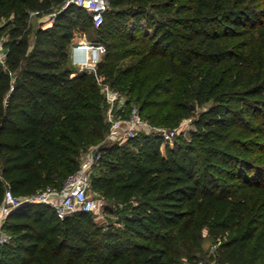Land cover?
Returning a JSON list of instances; mask_svg holds the SVG:
<instances>
[{
	"label": "trees",
	"instance_id": "1",
	"mask_svg": "<svg viewBox=\"0 0 264 264\" xmlns=\"http://www.w3.org/2000/svg\"><path fill=\"white\" fill-rule=\"evenodd\" d=\"M66 2L0 0V19L11 18L0 28L11 27L0 64V203L6 189L26 197L61 188L80 153L97 147L92 189L126 204L127 216L103 232L93 213L59 220L47 205L21 204L3 224L0 264H197L203 230L217 245L216 264H264V59L250 72L258 48L264 53V0H187L164 4L174 13L158 18L109 0L98 28L107 53L95 73L75 71L68 58L75 19L93 24ZM56 7L29 51L30 13ZM133 44L157 56L160 71L141 74L147 58L120 67ZM96 76L156 129L179 127L190 100L208 106L172 145L154 132L105 142L108 104Z\"/></svg>",
	"mask_w": 264,
	"mask_h": 264
},
{
	"label": "built area",
	"instance_id": "2",
	"mask_svg": "<svg viewBox=\"0 0 264 264\" xmlns=\"http://www.w3.org/2000/svg\"><path fill=\"white\" fill-rule=\"evenodd\" d=\"M74 4L87 11L92 24L99 28L104 22V15L109 8V0H67L66 4ZM52 15V14H51ZM54 20L50 18V23ZM75 51H78L77 53ZM105 54V46L101 43H88L81 41L74 46L72 61L80 67V70L96 71L97 65ZM7 48L0 46V64H4ZM98 81V80H97ZM108 104L106 121L109 124L105 142L124 143L135 138L139 134L157 133L165 142L173 140L175 130L166 132L157 129L152 131L148 122L142 118L137 106L128 107L125 96L110 88L107 84H101ZM102 155L97 147H91L79 164V169L68 176L59 189L46 187L35 194L26 197H16L10 189H6L0 203V247L8 242V234L3 229V224L9 213L21 204H44L49 206L59 220H63L77 212L97 213L101 210L105 201L96 197L92 191L91 177L94 168L99 164ZM216 244L213 245L215 250ZM213 250V251H214Z\"/></svg>",
	"mask_w": 264,
	"mask_h": 264
},
{
	"label": "rangeland",
	"instance_id": "3",
	"mask_svg": "<svg viewBox=\"0 0 264 264\" xmlns=\"http://www.w3.org/2000/svg\"><path fill=\"white\" fill-rule=\"evenodd\" d=\"M187 0H176L174 2H172L171 0H146L143 1L142 3H139L140 6L144 7L146 13L149 14H154L155 18L159 17V13L163 12L164 14H169L171 15V13H174V9L178 8V6H180V4H184ZM119 2H121V6L122 8H127L128 6L131 8L136 7L137 5H139L137 3V1H131L128 2V0H119ZM164 4H174L172 10H163L161 9V6H163ZM109 8H112L111 5L109 4ZM59 11V7H56V9L54 10V13L52 15H48V16H42V17H37L35 15V13H30L29 18L27 20V25H26V32L28 35V41H29V51L33 50L34 48V43H35V39H36V32L41 29V30H46L50 27H52L53 22L50 23V18L53 16V18L56 17V14ZM175 15V14H174ZM176 16V15H175ZM9 22H11V18H1L0 19V28H3L5 26H7V24H9ZM75 26L74 28L71 30L72 33V39H71V44L70 47L68 49V58L71 62V65L73 66V68H75V71H82L80 70V67L77 66V64H74L72 61V51L74 46L81 42H88V43H101L105 46V43L102 41V34L99 32V29L96 28L94 25H91L90 22L86 21V19H80V18H76L75 19ZM152 23V22H151ZM150 23V24H151ZM85 24V25H84ZM11 26V25H10ZM11 27H9V29L7 28L5 31L1 32L0 34V46L4 48V44L5 42L10 39V30ZM149 36H148V42H151V36H152V26L149 28ZM150 38V39H149ZM107 42V41H106ZM259 44V43H258ZM260 45V44H259ZM134 44L130 45V49L133 48V50H130V54H126L125 58L119 61L120 67H126L128 65L131 64H135L138 63L139 61H141L142 59H146V63L145 65L142 66V71L141 74H149V75H154L156 74L158 71H160V65L158 62V57L157 56H151L149 54H147L146 52H143L137 48H134ZM45 49V52H47V50H49L48 45H45L43 47ZM263 47H259V54L257 55L256 59L252 60L251 65H252V70L250 71L251 73L256 72V69L258 67V62L257 60H260L261 58L264 59V53L261 55L260 52L262 51ZM264 50V49H263ZM107 53L106 50V46H105V54ZM105 54L102 57V60H104ZM101 60V61H102ZM97 68V67H96ZM15 77V76H14ZM99 81L101 84H106L105 82V78L104 76L99 77L96 76V81ZM234 80H236V76L234 74V72H232L231 75V83L234 84ZM97 81V83H98ZM99 85V84H98ZM99 87L102 89L101 85H99ZM233 88H239L237 86H233ZM137 106V105H135ZM189 106H191V111L189 113V115H187L185 118L182 119L179 127H177L176 129H174L175 132V137L178 136L180 133H183L184 136L187 137V134L191 131L194 130V125L193 122L194 120H196L199 116L200 113L205 110L207 108L208 105H205L203 107H199L196 105L195 102H193L192 100L189 101ZM138 107V106H137ZM152 131H156V128L151 127ZM161 130H165L166 132H168L169 130L166 128H162ZM174 142V139L172 141L169 142L170 145H172ZM90 149L87 148L86 150L82 151L79 155V163L82 160V158L84 157L85 153ZM161 150L164 151V145L161 146ZM92 191L96 194V197H99L102 199V197L100 195H98V193H96L93 189ZM109 208L110 212H106L105 208ZM127 205L122 203V202H110V203H106L103 205V207L101 208V210L97 213H93L92 214V218L93 220L97 223V225L100 227V229L103 232H107V231H116L120 228H122V218L127 216ZM203 234V240H202V244L201 246L196 249L194 251V257L196 260L197 264H216L214 259H213V243L211 242V240L208 238L207 236V232L206 230L202 231ZM184 263L186 264V261H184Z\"/></svg>",
	"mask_w": 264,
	"mask_h": 264
},
{
	"label": "crops",
	"instance_id": "4",
	"mask_svg": "<svg viewBox=\"0 0 264 264\" xmlns=\"http://www.w3.org/2000/svg\"><path fill=\"white\" fill-rule=\"evenodd\" d=\"M73 52H74V48H73L72 54H73ZM75 52L77 53L78 51H75Z\"/></svg>",
	"mask_w": 264,
	"mask_h": 264
}]
</instances>
